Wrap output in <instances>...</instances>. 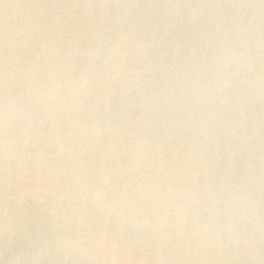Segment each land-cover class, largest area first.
Returning a JSON list of instances; mask_svg holds the SVG:
<instances>
[{
  "label": "water",
  "instance_id": "obj_1",
  "mask_svg": "<svg viewBox=\"0 0 264 264\" xmlns=\"http://www.w3.org/2000/svg\"><path fill=\"white\" fill-rule=\"evenodd\" d=\"M55 237L38 264H264V0H0V264Z\"/></svg>",
  "mask_w": 264,
  "mask_h": 264
},
{
  "label": "clouds",
  "instance_id": "obj_2",
  "mask_svg": "<svg viewBox=\"0 0 264 264\" xmlns=\"http://www.w3.org/2000/svg\"><path fill=\"white\" fill-rule=\"evenodd\" d=\"M237 33L239 36H243L244 28H238ZM234 61L237 63V66L239 67L240 64L243 61V53L240 55H234L233 57ZM11 74L10 72H6L5 74V83L7 86L8 80L10 78ZM13 100L10 97V95L5 96L4 103H3V126H4V158H5V200L6 203L9 204V201L11 199H14V197H11L9 195V186H10V177L13 175L10 168H9V161L11 158H13V152L10 150L12 145L11 140V128L13 124ZM247 199L246 196H243L242 194H237V202L243 203ZM6 219H5V226H4V232H5V238L7 241L11 242L13 241V237L15 236V232L10 227L9 224V218L7 217V207H6ZM252 239L251 234L245 236L242 233L239 236V241L244 242L245 244ZM59 241L60 237H55L52 241H49L45 244H43L41 247L37 248L35 252H27L24 254H15L12 256H8L6 258L5 264H19L20 261H27L31 260L33 264H38V262L45 258V255L50 252H59ZM232 243L235 245L237 244V239H233ZM49 244L53 245V248H49ZM67 246L63 249L64 251V258L68 259L71 257L72 259L76 258H87V251L88 246L86 241L82 240H75V241H66ZM239 256V255H238ZM252 259H255V256H251Z\"/></svg>",
  "mask_w": 264,
  "mask_h": 264
}]
</instances>
